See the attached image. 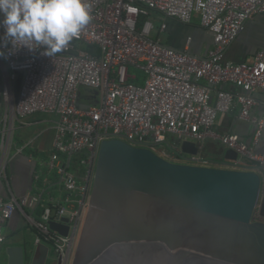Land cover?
Returning a JSON list of instances; mask_svg holds the SVG:
<instances>
[{
  "label": "built area",
  "instance_id": "2783aa9c",
  "mask_svg": "<svg viewBox=\"0 0 264 264\" xmlns=\"http://www.w3.org/2000/svg\"><path fill=\"white\" fill-rule=\"evenodd\" d=\"M89 3L92 21L61 52L49 57L42 54L43 50L30 52L22 48L14 55L0 58L6 69L0 90V121L9 114L19 120L37 112L58 116L49 165L61 177L68 205H60L56 213L48 206L38 220L26 209H35L45 201L43 194H28L21 199L15 196L5 199L0 195V223L21 211L40 233L36 242L52 244L55 264L59 258L62 264H71L89 210L100 145L105 139H122L154 150L171 137L192 140L200 149L207 138L219 140L238 153V159L227 167H242L243 158L257 163L251 169L260 174V197H264V154L256 152L238 135L217 130L219 114L238 105L239 116L257 125L254 141L262 134L264 119L252 113L257 103L252 93L257 90L264 93V48L251 62L229 61L225 53L245 30L247 22L264 13V0H89ZM154 13L185 23L198 13L202 26L214 41L207 55H195L188 47L175 49L153 38ZM130 66L145 72L142 84L131 80L137 76L131 74ZM19 72L24 76L14 100L11 83ZM228 83L240 90L233 92L222 87ZM83 88L95 91L94 101L86 109L79 107ZM173 146L179 151L176 142ZM75 156L87 168L81 177L70 168ZM188 157L179 160L211 165L201 154ZM58 215L69 218L67 235L49 228L48 222ZM4 240L0 226V244Z\"/></svg>",
  "mask_w": 264,
  "mask_h": 264
},
{
  "label": "water",
  "instance_id": "95a60500",
  "mask_svg": "<svg viewBox=\"0 0 264 264\" xmlns=\"http://www.w3.org/2000/svg\"><path fill=\"white\" fill-rule=\"evenodd\" d=\"M175 142L186 157L201 154L192 140ZM225 158L235 161L238 153L227 149ZM260 186L251 168L172 161L148 147L105 139L71 264H264ZM68 222L58 215L48 224L67 235ZM6 257L8 264H47L49 246L35 242L30 256L26 247L9 244Z\"/></svg>",
  "mask_w": 264,
  "mask_h": 264
},
{
  "label": "crops",
  "instance_id": "0c3cea01",
  "mask_svg": "<svg viewBox=\"0 0 264 264\" xmlns=\"http://www.w3.org/2000/svg\"><path fill=\"white\" fill-rule=\"evenodd\" d=\"M153 19L155 29L152 37L164 45L179 50L188 47L191 53L203 57L214 44L212 35L202 26L198 13L194 14L189 23L158 13L153 14ZM163 24L166 25L165 28H162ZM263 48L264 13H261L254 15L247 22L245 30L227 47L225 58L234 62H251L256 53ZM23 76L24 73L19 72L17 79L11 83L14 100L20 92ZM5 79L6 69L4 63L0 61V90ZM222 87L233 92L240 90L231 83L224 84ZM252 94L257 101L252 113L264 119V93L257 90ZM94 98L95 92L92 89L83 88L79 100L82 104H89L94 101ZM212 99L215 102V95ZM57 120V115L44 112L34 113L22 120L12 118L10 114L1 119L0 195L5 199L11 196L21 199L28 194L41 193L46 199L42 204L44 210L51 206L53 212L56 213L60 205L68 207L64 201L67 192L61 177L49 165L55 137L54 126ZM217 130L238 135L241 140L250 143L257 151L264 154V128L258 141L255 142L257 125L239 116L238 105H235L228 113L219 114ZM226 150V146L219 140L207 138L201 148V156L209 160L220 161V163L210 162L211 165L227 167L226 165L231 164L232 161L225 158ZM49 197H53V200L50 201ZM26 212L40 220L41 214H38L35 209H26ZM3 225L14 233L10 239L11 242L6 245L24 246L31 256L32 246L38 234L26 216L18 211L11 219L0 223L1 227ZM28 231H30L29 234ZM7 235L5 234V239L9 238Z\"/></svg>",
  "mask_w": 264,
  "mask_h": 264
},
{
  "label": "clouds",
  "instance_id": "9594fccd",
  "mask_svg": "<svg viewBox=\"0 0 264 264\" xmlns=\"http://www.w3.org/2000/svg\"><path fill=\"white\" fill-rule=\"evenodd\" d=\"M92 19L89 0H0V58L22 48L52 57Z\"/></svg>",
  "mask_w": 264,
  "mask_h": 264
},
{
  "label": "rangeland",
  "instance_id": "374dc122",
  "mask_svg": "<svg viewBox=\"0 0 264 264\" xmlns=\"http://www.w3.org/2000/svg\"><path fill=\"white\" fill-rule=\"evenodd\" d=\"M130 72H131L132 75H136L137 78H138L136 81H134L135 83H137V84H142L143 83L144 78L146 76L145 72L143 70H141L140 68H137L135 66H130ZM155 150L158 153H160L161 155L165 156L166 158H168V159H170L172 161H180L179 158L175 154H173V151L168 149V146H167L166 143H163L161 146L155 148ZM54 175H55V173H54ZM257 214H258V212H256L255 215L257 216ZM256 216H255V220L261 219V217L259 215L257 217ZM2 231L4 233V236H5V234H8L7 236H9V238L5 239V241L0 244V264H8L7 263V257H6V247H7L6 244L11 242L10 239L13 236L14 233L10 229H8L7 226L5 227V225H3V227H2ZM29 233H30V231H28V234ZM48 244H49V247H50V253H49V259H48V263L47 264H54L56 255L54 253V249H53L52 244H50V243H48Z\"/></svg>",
  "mask_w": 264,
  "mask_h": 264
},
{
  "label": "trees",
  "instance_id": "16d2710c",
  "mask_svg": "<svg viewBox=\"0 0 264 264\" xmlns=\"http://www.w3.org/2000/svg\"><path fill=\"white\" fill-rule=\"evenodd\" d=\"M88 49L90 50V51H94V47L93 46H89L88 47ZM138 79V78H137ZM137 79H131L132 81H136ZM167 144V146H168V149L169 150H172L173 151V154H175L178 158H180V157H182V156H184V155H182L174 146H173V144L175 145V138L174 137H171L170 139H169V141L166 143ZM82 155V157H85V155L84 154H81ZM205 158V157H204ZM206 160H208V161H210V162H218V163H220V161H215V160H209V159H207V158H205ZM242 167H246V168H254L255 166H257V163L256 162H254V161H251V160H249V159H247V158H243V160H242V162H241V164H240ZM70 168L73 170V171H76L77 172V174L81 177V176H83L85 173H86V165L85 164H82L81 162H80V158L78 157V156H75L74 157V160L71 162V165H70ZM80 180H81V178H80ZM43 202H40L38 205H37V207L35 208V210L37 211V213L38 214H42V212L44 211V209H43ZM36 232H37V234H40L39 233V231L36 229V228H34V227H32Z\"/></svg>",
  "mask_w": 264,
  "mask_h": 264
},
{
  "label": "flooded vegetation",
  "instance_id": "af4514ba",
  "mask_svg": "<svg viewBox=\"0 0 264 264\" xmlns=\"http://www.w3.org/2000/svg\"><path fill=\"white\" fill-rule=\"evenodd\" d=\"M55 264V263H54Z\"/></svg>",
  "mask_w": 264,
  "mask_h": 264
}]
</instances>
